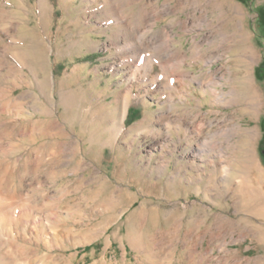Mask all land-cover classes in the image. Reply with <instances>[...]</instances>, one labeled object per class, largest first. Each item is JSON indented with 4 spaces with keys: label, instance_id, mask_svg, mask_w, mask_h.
<instances>
[{
    "label": "rangeland",
    "instance_id": "374dc122",
    "mask_svg": "<svg viewBox=\"0 0 264 264\" xmlns=\"http://www.w3.org/2000/svg\"><path fill=\"white\" fill-rule=\"evenodd\" d=\"M207 1L0 0V264H264V0Z\"/></svg>",
    "mask_w": 264,
    "mask_h": 264
},
{
    "label": "bare ground",
    "instance_id": "6f19581e",
    "mask_svg": "<svg viewBox=\"0 0 264 264\" xmlns=\"http://www.w3.org/2000/svg\"><path fill=\"white\" fill-rule=\"evenodd\" d=\"M46 1V0H45ZM227 2H230L229 0H226ZM43 2V1H42ZM120 3V2H119ZM219 2H217L218 4ZM213 4V1L212 0H208L207 3L205 2H197L196 3V9H204L205 11V14H208V9H209V6ZM228 4V3H227ZM119 5V4H118ZM201 5V6H200ZM203 5V6H202ZM220 5L223 7L225 4L222 0H220ZM46 6V5H45ZM203 11V12H204ZM201 11V14H200V18L203 17L204 13ZM227 19L228 18H225V19H221L219 20L218 23L214 22V18L211 19V21L209 22V18L206 17V20H205V24H208L209 27L212 28V43L216 45L217 48H220V50H224L225 52H231L233 51L235 48H237V46L239 45V47H242V52L243 54H240L239 57L236 59L238 60V62H241V66H242V69L243 70H246L248 68V65L250 64V56L247 55L249 52H250V49L248 48L247 44V38L244 34H241L237 39H235V42H234V38L232 37V34H230L228 31H227V26H226V23H227ZM126 27H128L131 22L128 20V18H126ZM125 27V26H124ZM137 29V28H136ZM124 30V29H123ZM139 29H137L138 31ZM140 39L142 42H144V45L147 42H149L151 45H153L156 50H157V53L165 58L166 61H169L172 57H175V56H182V55H177V52H173L171 51V46H172V43L170 42V39L167 40L165 39L164 37H162L161 35H149V34H146L144 36H141L140 35ZM134 45V44H133ZM134 48V47H133ZM137 50V49H136ZM127 53H129L130 55H133L134 56V61L137 62L141 52H134L133 50H126ZM134 53V54H132ZM126 54V53H125ZM227 54V53H226ZM229 55V54H228ZM218 58L221 57V54H218L217 55ZM175 64V63H174ZM240 66V67H241ZM176 67V66H175ZM142 68L141 67H138L137 70H141ZM174 70V69H173ZM241 70V69H240ZM242 71V70H241ZM247 71V70H246ZM244 73V72H243ZM222 76V75H221ZM223 78V77H222ZM216 82V81H215ZM214 82V83H215ZM219 83V82H217ZM216 83V84H217ZM217 87V86H216ZM220 90V89H219ZM218 90V91H219ZM253 90V91H252ZM252 90H251V94H253V97H257L259 95V92L256 90L255 87H252ZM216 92V91H215ZM225 94H229L231 95V97L229 98V102L230 103H234V102H237V98L234 96L235 94V91H230V92H227V91H223L222 95H225ZM228 98V97H227ZM256 100V99H255ZM252 101V100H251ZM120 103V102H119ZM250 107V106H249ZM248 107V108H249ZM246 108V109H248ZM114 110L116 111V108H114ZM249 111V110H248ZM119 117V116H118ZM117 120V119H116ZM119 120V119H118ZM202 124V123H201ZM204 128V127H203ZM236 128V127H235ZM240 129L242 131V138L238 141V145L242 147L243 149V152H244V149L246 148L244 145H246L247 141L249 140V135L251 134L250 132H246L245 129L242 128V126H240ZM233 130V129H232ZM200 131V130H199ZM202 132V131H201ZM220 137L221 136H225L226 139H225V142L228 143V141H230V138H231V129L229 130L228 128H222L218 131ZM250 133V134H249ZM240 134V133H239ZM253 134V133H252ZM252 138V137H251ZM223 143V140H220L217 142V147H216V150H217V156H218V160H214V159H211L210 162L214 165V166H217L222 172H226L228 173L231 169V164L229 163V160H228V155H227V150H226V147H230V143H228V145L225 147V145H222ZM250 143V142H248ZM249 145V144H248ZM237 146V145H236ZM247 146V145H246ZM245 147V148H244ZM248 147V146H247ZM206 148V147H205ZM248 149V148H246ZM195 151V150H194ZM248 151V150H247ZM246 151V152H247ZM242 154V153H241ZM247 154V153H246ZM245 154V155H246ZM249 154V153H248ZM200 156L202 155L201 153L199 154ZM247 157H245L246 159ZM247 161V159H246ZM246 163H249V162H246ZM246 165H249V164H246ZM250 166V165H249ZM251 168V167H250ZM251 170V169H250ZM241 182V181H240Z\"/></svg>",
    "mask_w": 264,
    "mask_h": 264
},
{
    "label": "trees",
    "instance_id": "16d2710c",
    "mask_svg": "<svg viewBox=\"0 0 264 264\" xmlns=\"http://www.w3.org/2000/svg\"><path fill=\"white\" fill-rule=\"evenodd\" d=\"M260 76H261L262 78H264V76L261 74V72H260Z\"/></svg>",
    "mask_w": 264,
    "mask_h": 264
}]
</instances>
